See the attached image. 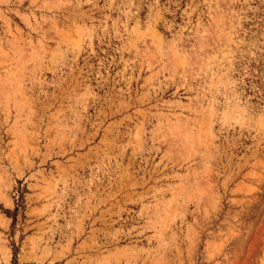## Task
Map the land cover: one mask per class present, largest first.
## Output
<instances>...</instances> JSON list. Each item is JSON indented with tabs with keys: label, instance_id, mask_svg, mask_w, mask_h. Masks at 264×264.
Here are the masks:
<instances>
[{
	"label": "rangeland",
	"instance_id": "obj_1",
	"mask_svg": "<svg viewBox=\"0 0 264 264\" xmlns=\"http://www.w3.org/2000/svg\"><path fill=\"white\" fill-rule=\"evenodd\" d=\"M0 264H264V0H0Z\"/></svg>",
	"mask_w": 264,
	"mask_h": 264
}]
</instances>
